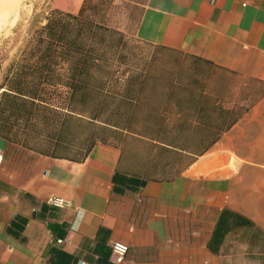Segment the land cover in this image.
I'll list each match as a JSON object with an SVG mask.
<instances>
[{
  "label": "crops",
  "instance_id": "crops-1",
  "mask_svg": "<svg viewBox=\"0 0 264 264\" xmlns=\"http://www.w3.org/2000/svg\"><path fill=\"white\" fill-rule=\"evenodd\" d=\"M83 4L97 29L80 33L78 79L64 64L58 153L3 114L0 264H48L62 224L79 264L100 227L126 264H264V0Z\"/></svg>",
  "mask_w": 264,
  "mask_h": 264
},
{
  "label": "trees",
  "instance_id": "trees-1",
  "mask_svg": "<svg viewBox=\"0 0 264 264\" xmlns=\"http://www.w3.org/2000/svg\"><path fill=\"white\" fill-rule=\"evenodd\" d=\"M83 2L76 13L60 7L48 10L43 18L45 22L35 28L26 44L20 47L23 51L8 63L0 81V90L5 86V90L0 91V134L3 133V114L8 120L14 118L22 120L24 129L26 127L29 131L26 130L27 134L22 137L23 142L21 143L42 154L53 155L64 141V100L66 96L63 89L64 64L68 61L72 65L70 78L78 79L79 72L77 69L78 73L74 74V66L80 63L81 51L85 49L80 33L94 32L97 29L96 25L93 26L81 19L85 11ZM23 97L35 98L37 103ZM32 119H35L33 123H31ZM33 128H39L41 131L49 129L50 139L30 135L28 132L31 130L37 132ZM55 153L58 152L55 151ZM41 208L47 210L50 206L42 203ZM13 227L19 232L10 230L9 232L24 241L25 239L21 236L22 228L14 223ZM224 230L221 216L213 231V239L216 242H220L223 238ZM102 231L101 227L97 231L88 264H114L110 260L111 248L106 245L108 233L104 232L106 234L101 238ZM64 234L63 224L58 225L53 231V240L44 252L47 256V263L79 264L85 262L79 255L69 253L56 244L57 239L62 238Z\"/></svg>",
  "mask_w": 264,
  "mask_h": 264
},
{
  "label": "rangeland",
  "instance_id": "rangeland-1",
  "mask_svg": "<svg viewBox=\"0 0 264 264\" xmlns=\"http://www.w3.org/2000/svg\"><path fill=\"white\" fill-rule=\"evenodd\" d=\"M81 1L0 0V81L8 63L15 56V50L26 44L48 10L54 7L74 10Z\"/></svg>",
  "mask_w": 264,
  "mask_h": 264
},
{
  "label": "built area",
  "instance_id": "built-area-1",
  "mask_svg": "<svg viewBox=\"0 0 264 264\" xmlns=\"http://www.w3.org/2000/svg\"><path fill=\"white\" fill-rule=\"evenodd\" d=\"M55 205L61 206L62 201L60 200H50ZM61 239H57V243H61ZM111 253L110 260L114 264H126V255L129 250V246L126 243L120 241H114L110 245Z\"/></svg>",
  "mask_w": 264,
  "mask_h": 264
}]
</instances>
